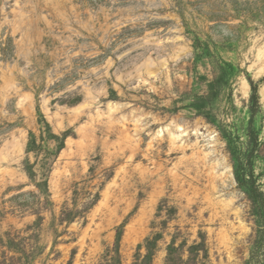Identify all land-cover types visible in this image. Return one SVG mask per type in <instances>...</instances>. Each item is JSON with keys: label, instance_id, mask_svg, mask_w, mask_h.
<instances>
[{"label": "rangeland", "instance_id": "374dc122", "mask_svg": "<svg viewBox=\"0 0 264 264\" xmlns=\"http://www.w3.org/2000/svg\"><path fill=\"white\" fill-rule=\"evenodd\" d=\"M263 46L264 0H0V264H264Z\"/></svg>", "mask_w": 264, "mask_h": 264}, {"label": "bare ground", "instance_id": "6f19581e", "mask_svg": "<svg viewBox=\"0 0 264 264\" xmlns=\"http://www.w3.org/2000/svg\"><path fill=\"white\" fill-rule=\"evenodd\" d=\"M178 50V49H177ZM181 54V53H180ZM257 58L259 60L264 58V46L260 47V49L258 50V54H257ZM154 64L151 63H147L143 66L144 70L143 72H139V76H142L144 74H146L147 76H151V77H156L157 74V67L153 66ZM166 65V61H164V63L162 64V66ZM138 71V70H137ZM249 90H250V86L249 83L245 80L242 79L241 81V87H240V91H241V95L243 96L244 99H246L249 95ZM262 95H263V100H264V87L262 89ZM112 105V104H111ZM118 105V104H117ZM113 107H111V109L109 111H112ZM136 126V125H135ZM140 126V125H139ZM138 126V127H139ZM189 129V128H188ZM188 129L186 127H184L183 125L177 124L176 125V133H169L170 134V141L171 144L175 145L177 143V140L185 137L188 134ZM169 130V129H167ZM175 130V129H174ZM173 131V130H172ZM125 132V131H124ZM164 132V129L160 130L158 133L159 137H162V133ZM192 132V130H191ZM85 138V137H84ZM69 139V138H68ZM129 139V137H128ZM182 140V139H181ZM182 143V141L180 142ZM178 145V144H177ZM185 145V144H184ZM180 147V145H179ZM182 149V148H181ZM208 158V157H207ZM213 174V173H212ZM214 187V186H213ZM223 202V201H222Z\"/></svg>", "mask_w": 264, "mask_h": 264}]
</instances>
